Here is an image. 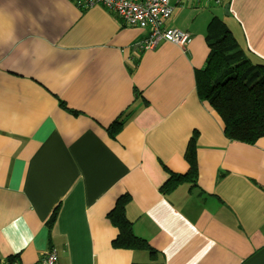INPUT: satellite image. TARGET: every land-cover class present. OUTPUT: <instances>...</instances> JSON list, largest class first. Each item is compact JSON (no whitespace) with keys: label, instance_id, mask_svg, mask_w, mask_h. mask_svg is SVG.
<instances>
[{"label":"crops","instance_id":"0c3cea01","mask_svg":"<svg viewBox=\"0 0 264 264\" xmlns=\"http://www.w3.org/2000/svg\"><path fill=\"white\" fill-rule=\"evenodd\" d=\"M171 4L192 42L145 49L100 3L0 0V264H264V136L228 138L196 84L214 17L264 64V0ZM194 134L196 187L164 193ZM122 196L154 254L114 245Z\"/></svg>","mask_w":264,"mask_h":264},{"label":"trees","instance_id":"16d2710c","mask_svg":"<svg viewBox=\"0 0 264 264\" xmlns=\"http://www.w3.org/2000/svg\"><path fill=\"white\" fill-rule=\"evenodd\" d=\"M207 42L209 52L203 69L196 72L197 91L222 118L226 136L232 140L255 143L264 136V64L255 63L242 42L225 21L214 17L208 27ZM124 122H115L111 132H118ZM186 159L190 165L187 173H171L162 188L170 192L181 183L196 187L198 161L196 134L189 142ZM129 196L118 199L109 218L118 226L119 235L114 245L120 248L155 251L145 239L133 231V224L126 217Z\"/></svg>","mask_w":264,"mask_h":264},{"label":"built area","instance_id":"2783aa9c","mask_svg":"<svg viewBox=\"0 0 264 264\" xmlns=\"http://www.w3.org/2000/svg\"><path fill=\"white\" fill-rule=\"evenodd\" d=\"M76 2L83 8L100 3L116 13L127 24L148 29V36L141 45L145 49H153L161 41L185 46L193 40L190 32L166 25V21L174 12L171 0H76ZM57 262L58 254L55 249H52L38 264H57Z\"/></svg>","mask_w":264,"mask_h":264},{"label":"water","instance_id":"95a60500","mask_svg":"<svg viewBox=\"0 0 264 264\" xmlns=\"http://www.w3.org/2000/svg\"><path fill=\"white\" fill-rule=\"evenodd\" d=\"M229 6H230V5L227 4L226 7H225V13H226V14H229V12H230V11H229Z\"/></svg>","mask_w":264,"mask_h":264},{"label":"rangeland","instance_id":"374dc122","mask_svg":"<svg viewBox=\"0 0 264 264\" xmlns=\"http://www.w3.org/2000/svg\"><path fill=\"white\" fill-rule=\"evenodd\" d=\"M255 62V61H254Z\"/></svg>","mask_w":264,"mask_h":264}]
</instances>
